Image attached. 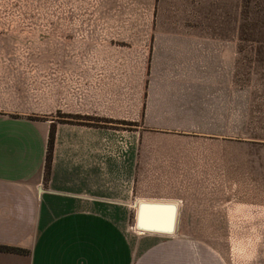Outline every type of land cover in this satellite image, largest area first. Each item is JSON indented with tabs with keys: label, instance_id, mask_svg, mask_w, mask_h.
<instances>
[{
	"label": "crops",
	"instance_id": "obj_1",
	"mask_svg": "<svg viewBox=\"0 0 264 264\" xmlns=\"http://www.w3.org/2000/svg\"><path fill=\"white\" fill-rule=\"evenodd\" d=\"M240 2L118 0L51 60L40 97L0 68V264H230L217 250L135 261L121 226L142 202L174 204L177 224H264L262 145L236 139Z\"/></svg>",
	"mask_w": 264,
	"mask_h": 264
},
{
	"label": "rangeland",
	"instance_id": "obj_2",
	"mask_svg": "<svg viewBox=\"0 0 264 264\" xmlns=\"http://www.w3.org/2000/svg\"><path fill=\"white\" fill-rule=\"evenodd\" d=\"M241 1L240 26L245 27L247 56L246 107L244 122L239 123L241 136L236 139L249 149L247 154L252 152L251 143L262 145L254 153L260 157L257 168L264 172V0ZM111 4L112 10H125L118 0H0V68L20 76L23 87L40 97L51 60L60 59L62 51H68V39L75 41L82 28L93 26L95 15L109 10ZM230 5L233 13V3ZM126 212L121 227L130 239L135 261L142 260L146 250L182 249L226 251L230 264H264V224L179 222L173 234L157 235L134 230V205Z\"/></svg>",
	"mask_w": 264,
	"mask_h": 264
},
{
	"label": "water",
	"instance_id": "obj_3",
	"mask_svg": "<svg viewBox=\"0 0 264 264\" xmlns=\"http://www.w3.org/2000/svg\"><path fill=\"white\" fill-rule=\"evenodd\" d=\"M135 226L142 233L171 235L177 227V208L171 203H139Z\"/></svg>",
	"mask_w": 264,
	"mask_h": 264
}]
</instances>
